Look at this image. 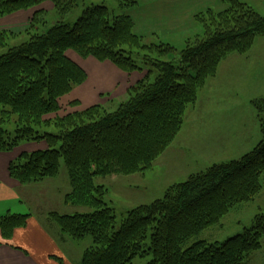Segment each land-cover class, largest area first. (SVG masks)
Segmentation results:
<instances>
[{
	"label": "trees",
	"instance_id": "1",
	"mask_svg": "<svg viewBox=\"0 0 264 264\" xmlns=\"http://www.w3.org/2000/svg\"><path fill=\"white\" fill-rule=\"evenodd\" d=\"M42 1L0 0V16ZM50 1L59 6V0ZM221 2L223 10L208 7L195 15L203 35L189 40L178 53L164 42L141 44L131 18L113 14L104 4L89 8L74 22H59L28 42L0 52V113L3 118L17 116L12 133L0 124V151H10L24 141H45L46 149L22 153L9 164L10 176L21 184L53 178L61 161L65 164L71 185L65 202L89 210L51 212L49 219L73 239L91 236L93 246L83 252L79 264H131L149 253L152 259L147 264H244L260 249L264 213L222 241L198 239L182 246L260 191L264 96L253 101L261 115V139L249 152L170 186L161 198L128 211L119 226L114 209L104 199L105 189L93 180L98 172L128 174L149 167L177 135L186 107L195 103L197 89L214 74L217 64L230 53L247 52L257 35L264 37V16L239 0ZM2 38L0 32V44ZM142 48L156 57L135 53ZM68 49L82 57L110 60L123 71L148 65V71L157 74L152 82L147 75L138 88H131L129 98L111 112L96 105L59 119L61 125L55 122L53 132L43 130L38 116L55 108L56 85L66 89L71 82L85 79L78 65L65 56ZM50 125L45 122L44 127ZM29 216L0 215V237L11 238Z\"/></svg>",
	"mask_w": 264,
	"mask_h": 264
},
{
	"label": "rangeland",
	"instance_id": "2",
	"mask_svg": "<svg viewBox=\"0 0 264 264\" xmlns=\"http://www.w3.org/2000/svg\"><path fill=\"white\" fill-rule=\"evenodd\" d=\"M144 1L59 0L57 6L52 1L45 0L25 9H17L0 16L1 22L4 24L8 22L10 25L7 29H0V32H3L0 52L28 42L32 35L43 33L59 22H74L86 10L96 5L104 4L113 14H125L127 9L139 5L141 11L150 14L152 10L161 8V5L156 7L157 4L164 2L158 0V3L145 5ZM239 1L264 16V0ZM110 15L113 16L111 13ZM193 24L189 28L170 31L167 35L159 30L161 35L138 36L142 37L141 44L148 46L151 43L164 42L170 44L178 53L177 50L183 49L189 40L193 41L197 36L202 37L201 24L196 21ZM135 53L146 58L156 57L143 48ZM65 56L78 65L85 79L81 83L71 82L66 89L65 86L60 88L59 83L54 88L55 108L38 116L41 129L51 132L55 130V122L57 126L61 125L59 119L86 111L96 105L103 111H113L129 98L131 88H138L136 87L138 83L147 75H150L149 82H152L157 74L156 71L149 72L148 65L143 67L140 65V69L130 72L123 71L110 60L99 61L91 55L82 57L72 49L66 50ZM263 96L264 37L257 35L247 52L230 53L217 64L214 74L209 75L197 89L195 103L186 107L183 123L177 135L149 167L128 174L115 172L95 174L94 183L105 189L104 199L108 206L114 209L116 226L120 225L128 211L161 198L170 186L184 182L190 175L203 172L212 164L238 159L249 152L261 139V115L253 101ZM11 117L7 116L5 119L0 113V124L10 133L13 132L17 116L13 114ZM2 119L5 121L1 123ZM45 122L51 124L49 128L44 127ZM46 148L45 141H24L10 151L0 153H7V156H10L9 168V164L20 154ZM174 153H178L179 157L165 166ZM260 182L261 189L255 196L247 202L233 206L217 224L188 239L182 248L198 239L222 241L249 226L256 214L264 213V173L260 177ZM23 185L25 191L21 193L22 204L11 205V213L30 215L21 228H27L28 233L34 232L32 226L28 227L29 219L33 217L44 230L50 232L49 237L57 243L58 249L69 263L79 264L83 252L93 246L91 236L87 235L81 240L73 239L60 232L49 219L51 212L72 214L89 210L87 207L65 202L66 195L71 191L65 164L61 161L57 176ZM149 241L147 238L145 243L148 244ZM49 257L60 264L63 262L55 255L50 254ZM151 259L149 253L134 258L131 264H147ZM64 263L67 264L66 261ZM244 264H264V237L260 249L254 251Z\"/></svg>",
	"mask_w": 264,
	"mask_h": 264
},
{
	"label": "crops",
	"instance_id": "3",
	"mask_svg": "<svg viewBox=\"0 0 264 264\" xmlns=\"http://www.w3.org/2000/svg\"><path fill=\"white\" fill-rule=\"evenodd\" d=\"M163 1L156 5V7L161 5V8L152 10L150 14L141 11L139 5L125 11V14L133 21V32L136 35H161L159 30L167 35L170 31H178V29L194 25L195 15L208 7H214L216 10L225 8L221 0ZM144 2L145 5H148L159 1L145 0ZM8 24V22L4 24L0 19V29H7L10 26ZM177 154L174 153L169 161L167 160L165 166L174 158L177 159L179 157ZM7 155V153H0V215L11 212L13 204H22L21 193L25 191V185L9 176L8 163L11 159ZM29 226L33 227L34 232L28 233L26 232L27 228H18L10 239L0 237V264H60L50 258V254L60 257L63 261L62 264H65V261L70 264L58 249L57 243L49 237L48 232L33 217L29 219Z\"/></svg>",
	"mask_w": 264,
	"mask_h": 264
}]
</instances>
